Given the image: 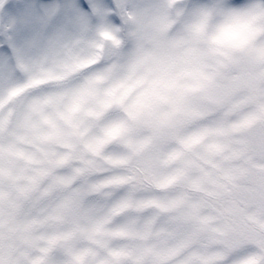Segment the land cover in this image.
I'll use <instances>...</instances> for the list:
<instances>
[{
	"label": "snow or ice",
	"instance_id": "obj_1",
	"mask_svg": "<svg viewBox=\"0 0 264 264\" xmlns=\"http://www.w3.org/2000/svg\"><path fill=\"white\" fill-rule=\"evenodd\" d=\"M0 264H264V0H0Z\"/></svg>",
	"mask_w": 264,
	"mask_h": 264
}]
</instances>
